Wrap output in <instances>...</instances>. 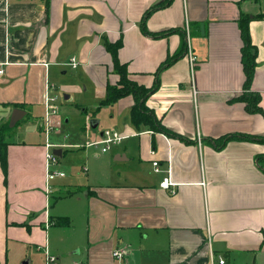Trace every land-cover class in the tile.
<instances>
[{
    "label": "crops",
    "instance_id": "crops-1",
    "mask_svg": "<svg viewBox=\"0 0 264 264\" xmlns=\"http://www.w3.org/2000/svg\"><path fill=\"white\" fill-rule=\"evenodd\" d=\"M161 1L50 0L47 10L42 0H0V125L10 122L11 109L25 111L23 118L41 110L42 123L46 94L56 98V84L64 82L58 75L74 68L73 58L77 80L60 88L81 96L91 82L99 102L95 112L108 83L119 81L104 39H122L119 60L138 85L152 88L158 81L146 106L172 132L134 127L131 96L107 106L109 124L102 117L92 120L87 103L78 105L88 115L81 129L88 126L99 140L106 131L124 136L112 157L128 166L122 182L105 187L66 181L67 176L52 184L85 187L88 194H80L97 227L65 262L51 252L55 217L46 193L47 148L9 146L7 180L0 164V264L24 260L18 251L26 242L44 250V264L48 255L56 257L55 264H210L212 255L226 264H264V116L235 101L246 83L238 19L241 13L264 16V0H174L148 17L146 35L145 13ZM176 29L181 31L155 36ZM250 35L258 49L251 91L261 95L264 110V18L253 19ZM230 135L257 140L223 142ZM167 176L170 190L161 187ZM117 251L122 259L114 256ZM22 264H34L33 257Z\"/></svg>",
    "mask_w": 264,
    "mask_h": 264
},
{
    "label": "rangeland",
    "instance_id": "rangeland-1",
    "mask_svg": "<svg viewBox=\"0 0 264 264\" xmlns=\"http://www.w3.org/2000/svg\"><path fill=\"white\" fill-rule=\"evenodd\" d=\"M76 75V68H68L66 69V74L58 75L64 81L63 83H57L56 80H53L58 85V89L54 94L57 98L56 105H58V113L51 119L50 133L48 135L45 133V120L43 118L42 123L40 122L38 118L40 114L37 112H41V110H36L35 115L28 114V116L20 120L17 127L12 128V130L10 129V136L8 135V141L11 143L10 146H22L23 144L27 146L45 145L46 148L47 145L48 147L49 145H53L54 147L49 149L51 154L56 150H61L63 156L59 159V166H53L52 169L63 170L67 176L66 181L76 180L80 185L84 184L93 188L113 185L119 181L122 182L121 180L125 175V168L128 166V162H115L112 157L119 146H112L107 154L102 155V146L98 145L100 140L97 134H89L91 129L88 126L85 130V135L81 131V128L85 127L88 115L82 114V109L78 105L87 107L85 106L87 103L89 105L90 118L93 120L94 118L102 117L106 124L111 123L109 109H107L109 107H103L99 113L92 111L93 105H97L99 102L92 94L90 88L92 84L89 81L85 83V87H88V92L81 93V96H78V94H68L60 88L62 84L74 83L77 80ZM66 96H70L71 99L67 100L65 98ZM14 112L15 110H10V120ZM0 115H3L1 110ZM54 118H57L60 122L55 123ZM6 123L7 121L3 122V124ZM104 125L102 127L107 129L108 127ZM88 134L89 136L92 134L90 136L92 138L89 141ZM84 136L87 139L83 140ZM95 154L100 155V157L95 158ZM45 180H47V177ZM59 182L61 181L56 180L48 184L46 183V193L51 198L49 214L54 216V219L68 218L71 222L70 228L68 229L57 228L58 226H55L56 228L53 227L51 231V252L57 253L60 256V261L65 262L67 258L72 256L73 250L79 246L88 244L91 234L97 227L95 221L90 219L88 200L85 198V195L80 194V191L85 190L87 195L86 188L80 186H73L74 188L62 186L58 188L52 185L53 183L58 184ZM42 245L44 246V244ZM47 251L46 253H49ZM31 256L33 257L34 264H44V250L37 249L31 242H26L18 251L19 259H24L19 264H22L27 258L30 259ZM123 257L124 255L119 259Z\"/></svg>",
    "mask_w": 264,
    "mask_h": 264
},
{
    "label": "trees",
    "instance_id": "trees-1",
    "mask_svg": "<svg viewBox=\"0 0 264 264\" xmlns=\"http://www.w3.org/2000/svg\"><path fill=\"white\" fill-rule=\"evenodd\" d=\"M42 2L46 5L47 10H49L50 0H42ZM174 0H164L160 3L154 5L151 9H149L144 16L142 28L143 32L146 35H150L148 30L146 29V21L148 17L155 11L164 9L166 7H170L173 4ZM264 16H258L255 18H251L250 15L241 13L240 18L238 19L239 28L241 31L242 40L244 46L242 48V64L246 74V83H245V90L243 94L236 98L235 101L245 103L246 110L250 114H260L264 116V110L261 108V95L254 93L251 91V86L253 82V78L256 73L257 69V58H258V49L255 45H253L250 35V23L254 20L263 19ZM177 31L181 30H171L167 33L156 34L155 36H165L168 34L176 33ZM123 41L120 39L116 43H110L107 39H104V47L106 50L111 54L113 60V71L119 77V81L116 85H111L108 83L106 88V96L103 100H101L99 107L96 109L95 113H99L103 107L111 106L119 102L120 100L126 97H133L134 105L131 109V123L136 128H141L142 126L148 128L150 131L164 133L166 135H172L166 127H164L154 115L152 111H150L147 106L146 102L148 98L153 95L158 90V81L156 82L152 88H146L144 86L138 85L136 82L130 79V74L128 71V66L122 64L119 60L118 53L119 50L122 48ZM187 43H184L180 52L175 55V59L179 57V55L183 52L184 47ZM174 59H170L166 64L162 65L161 69L165 66L170 64ZM87 111V110H86ZM9 123L0 125V164L3 170V173L7 180L9 162H8V149L11 145L8 138L10 136V129ZM19 125V122L15 127ZM14 127V128H15ZM84 133L85 130L81 129ZM9 135V136H8ZM232 139L236 140H257L254 137H247V136H238V135H230L222 138L223 142L230 141ZM264 141V138L261 139ZM63 156V153H62ZM50 224L52 226L58 227H66L70 225V221L68 218L64 219H54L50 218ZM25 227L29 228L27 224Z\"/></svg>",
    "mask_w": 264,
    "mask_h": 264
},
{
    "label": "built area",
    "instance_id": "built-area-1",
    "mask_svg": "<svg viewBox=\"0 0 264 264\" xmlns=\"http://www.w3.org/2000/svg\"><path fill=\"white\" fill-rule=\"evenodd\" d=\"M187 31L189 32V28H187ZM188 48L190 51V63H191V67L192 70H195L196 67V62H197V58L195 56L192 55V47H191V43L190 41H188ZM72 66L74 68L78 67V62L75 58L72 59L71 62ZM3 71H0V75H2ZM54 87H49L47 88V90H52ZM56 102V98L51 97L48 95V93L46 94L45 100H44V106H45V114H44V120L46 123V134L48 135L51 131L50 127H51V119L53 118V116H55L58 113V108L57 105L55 104ZM124 140V136H122L121 134L117 133V132H113V131H106L103 133L102 135V139L100 140V142L98 143V145L102 146V153H107L109 152V150L111 149L112 146H116L122 143V141ZM52 147H54L53 145H47V152H46V177H47V184L49 182L55 181L57 179L60 178H64L66 177V173L63 170L60 169H56L53 170L52 167H58L59 166V157L57 155H55L54 153L51 154L50 150ZM59 147V146H56ZM152 154H154L152 152ZM153 165L155 167V171L156 173H161V168H160V164L158 161H154ZM173 185L170 177H165L161 183V187L165 190H170V187ZM124 254L120 251H117L114 253V256L117 258H121ZM57 261L55 256H51L48 255L47 257V263L46 264H55ZM210 264H226L225 259H223L222 257H215L214 255L211 256V261Z\"/></svg>",
    "mask_w": 264,
    "mask_h": 264
},
{
    "label": "water",
    "instance_id": "water-1",
    "mask_svg": "<svg viewBox=\"0 0 264 264\" xmlns=\"http://www.w3.org/2000/svg\"><path fill=\"white\" fill-rule=\"evenodd\" d=\"M202 32L204 34V26H202ZM65 98L68 100L69 96H66ZM25 115H26V112H24L23 110H20V109H16L14 112V115L12 116V118L10 120V127L14 128L17 125V123L23 119V117ZM54 154L59 156V157H62V151L61 150L54 151Z\"/></svg>",
    "mask_w": 264,
    "mask_h": 264
}]
</instances>
